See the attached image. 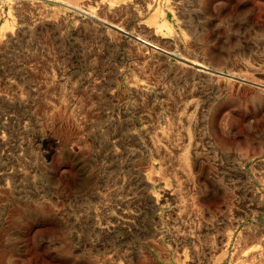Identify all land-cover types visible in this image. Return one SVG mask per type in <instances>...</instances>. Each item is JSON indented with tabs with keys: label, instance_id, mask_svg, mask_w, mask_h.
Listing matches in <instances>:
<instances>
[{
	"label": "rangeland",
	"instance_id": "1",
	"mask_svg": "<svg viewBox=\"0 0 264 264\" xmlns=\"http://www.w3.org/2000/svg\"><path fill=\"white\" fill-rule=\"evenodd\" d=\"M0 264H264V0H0Z\"/></svg>",
	"mask_w": 264,
	"mask_h": 264
}]
</instances>
